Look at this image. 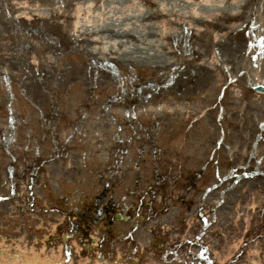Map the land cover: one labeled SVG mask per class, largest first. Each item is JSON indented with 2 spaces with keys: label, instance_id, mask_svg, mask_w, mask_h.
Listing matches in <instances>:
<instances>
[{
  "label": "rangeland",
  "instance_id": "rangeland-1",
  "mask_svg": "<svg viewBox=\"0 0 264 264\" xmlns=\"http://www.w3.org/2000/svg\"><path fill=\"white\" fill-rule=\"evenodd\" d=\"M240 1L232 10L242 15L240 31L193 61L188 25L161 58L107 53L71 42L65 31L73 28L51 15L54 0H0V264H16L26 252L95 264L81 252L89 247L86 232L97 231L98 221L106 227V215L90 223L88 213L82 220L69 213L102 189L114 192V202L142 203L140 241L154 240L146 250L183 244L174 264H264V0ZM97 13L91 20L107 27L129 21ZM26 155H45L41 176L11 174L18 164L12 160ZM231 173L237 179L221 184ZM223 195L236 210L214 221L203 205ZM35 198L41 208L34 209ZM57 200L62 210L52 205ZM189 203V214L178 216ZM56 222L68 234L72 228L71 237L52 238L49 224ZM131 241L119 237L114 257L97 264L137 262L127 259L138 250ZM198 243L209 251L205 257L194 254Z\"/></svg>",
  "mask_w": 264,
  "mask_h": 264
},
{
  "label": "bare ground",
  "instance_id": "bare-ground-1",
  "mask_svg": "<svg viewBox=\"0 0 264 264\" xmlns=\"http://www.w3.org/2000/svg\"><path fill=\"white\" fill-rule=\"evenodd\" d=\"M142 1L150 5L152 10L144 11L141 9L140 1L135 2L134 0H54L57 5L50 3L51 15L55 19L56 17L65 18L66 26L73 28L74 33L70 29L65 31L71 42L75 39L77 44L93 45L96 49H100V52L107 53L121 50L123 51L121 53L141 56L144 53L154 52L155 58H161L170 39L181 36L178 28H184L188 25L189 52L193 56L191 59L193 61L204 59L205 55L207 56L205 47L210 46L212 50L218 49L217 46L222 45L225 37L235 36L241 28L242 15L232 11L240 6V0H227L220 7L213 6L211 0H201V2L196 0ZM110 3L116 5V10L115 8H107V4ZM128 4L129 6H127ZM227 6L229 8H226ZM99 10H103L105 15L110 13L111 18L116 16V19L120 20L126 17L129 21H126L124 27H107L108 22L101 24L93 22L92 18L96 20L99 17L100 14L97 13ZM207 11L212 12V14L207 13ZM259 42L261 41H257L258 45ZM140 43H145V47L141 46ZM146 43L155 49H150ZM241 45L246 48V44L241 43ZM241 49L243 48L240 47ZM252 50L250 48L249 53L254 56ZM205 64V62L201 63L202 66L207 67ZM259 88L264 89L262 86ZM57 225L59 222L49 224L60 239L67 240L68 237H71L72 228L68 234L67 232H60ZM25 250L30 251L31 249L26 248ZM0 257L3 256L0 255ZM15 261L16 264L64 263L58 258H47L43 254L35 255V252L20 253L16 255ZM91 262L97 264V259Z\"/></svg>",
  "mask_w": 264,
  "mask_h": 264
},
{
  "label": "flooded vegetation",
  "instance_id": "flooded-vegetation-1",
  "mask_svg": "<svg viewBox=\"0 0 264 264\" xmlns=\"http://www.w3.org/2000/svg\"><path fill=\"white\" fill-rule=\"evenodd\" d=\"M44 156H21V158H14L12 160V163L18 162L16 165V168L13 166H10L9 171L11 174H14L15 172L19 174L20 171H23V174H29L31 177H34L35 175H40L41 172L43 171V167L46 159L43 158ZM10 174V173H9ZM10 174V175H11ZM44 189V187H42ZM192 189V188H190ZM190 189H187L186 191H189ZM13 192V191H12ZM45 192L48 193L47 200H49V188L45 189ZM89 200H92L88 202V204L82 205V206H75V204L72 208V212L69 213V215H73L76 220H82L83 217L88 213L90 214L91 222L95 221L98 217L101 216V219H103L106 215V227H97L99 226L98 224H93L94 227H96L97 231H93L91 228L88 233L89 239L88 242L89 244L82 248V252L84 255L86 254L87 256L96 258L97 260L102 258L103 261L107 263V261L114 257L115 250H118V241L119 237H126L133 239L130 243L132 244V247L138 249L137 253L133 252V256L131 258L127 259L129 261H133L135 259V256H137L138 261L137 262H132L133 264H146V259L139 253V250H141V253H144L143 251H146L147 255V264H161V260H165L167 264H174L175 261H171L170 259H181L180 252L178 251L177 248L182 247L183 244H180L179 247H173L171 244L168 243L167 247L165 250L161 252H154L151 250H146L145 247L151 248L152 244L154 243V240L150 239L148 241V244L146 246L142 245L141 241H144L143 234L144 232H141V223L142 220L136 218V216H139V209L142 208V203L139 202H125V203H120V202H114L115 200V194L109 189H102L98 191L94 197H90ZM36 204L34 205V209L40 207L41 208V202L39 198H35ZM52 205H56L57 209L63 207V201L57 200L54 202ZM77 205V203H76ZM80 205V204H79ZM193 204H182V207H185L183 209H179L177 211V215L180 216L182 213L189 214L191 211L190 208H186L189 206H192ZM204 209L206 212H212V217L215 220H219L220 217H224L226 215V211L229 213V215L234 214L233 211L230 209L231 207L233 209H236L235 204L232 203H216V204H206L203 205ZM157 207V206H155ZM154 207V210L156 211L157 209ZM99 208V209H98ZM32 209V210H34ZM70 210V208H68ZM56 210V209H54ZM60 210V211H61ZM153 210V208H152ZM145 212H150L151 210L147 208V210H144ZM223 212V213H222ZM191 214V213H190ZM202 214V213H200ZM222 214V215H221ZM154 217L159 221L160 220V214L156 213V216L154 214ZM180 219V218H179ZM122 222V225L116 226V223ZM66 224L62 223L59 225L61 227V231H65V226ZM58 226V227H59ZM78 226H76L77 228ZM76 230V229H75ZM74 230V232H75ZM99 230V231H98ZM80 231V230H79ZM135 231H139L140 236L134 234ZM78 232V231H77ZM96 233V236H94ZM57 241H60L61 239L59 236L56 234L54 237ZM141 240V241H140ZM205 242L203 244L206 245L208 243V240L206 238H203ZM198 243L197 245H199ZM200 244V251L195 252V255H198L199 252L207 253L209 254L207 248L204 251L203 249L207 246ZM120 250V249H119ZM148 254H152L149 256ZM110 257V258H109ZM1 258V257H0ZM148 259L151 261L149 262ZM203 262V261H202ZM129 263V262H128ZM177 264V263H176Z\"/></svg>",
  "mask_w": 264,
  "mask_h": 264
}]
</instances>
